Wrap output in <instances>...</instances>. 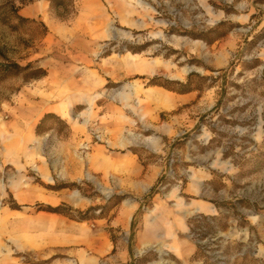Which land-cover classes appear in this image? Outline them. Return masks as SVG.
<instances>
[{
    "label": "rangeland",
    "instance_id": "1",
    "mask_svg": "<svg viewBox=\"0 0 264 264\" xmlns=\"http://www.w3.org/2000/svg\"><path fill=\"white\" fill-rule=\"evenodd\" d=\"M56 1L0 0V159H25L0 242L67 221L109 264H264V0Z\"/></svg>",
    "mask_w": 264,
    "mask_h": 264
},
{
    "label": "crops",
    "instance_id": "2",
    "mask_svg": "<svg viewBox=\"0 0 264 264\" xmlns=\"http://www.w3.org/2000/svg\"><path fill=\"white\" fill-rule=\"evenodd\" d=\"M117 143L118 145L122 146L125 143V139L121 138ZM116 159H125V157L118 156ZM24 160L25 159H0V170H4V166L6 164H22ZM26 160L28 161L29 159ZM71 193L67 194L66 198H68L70 201L77 200V198L71 196ZM134 210L135 207L126 213L127 224L130 228L132 227L131 216ZM57 218L62 220L61 217ZM2 224V220H0V226H2ZM65 225H68L69 228H74V231L72 232V230H65L62 234H57L56 230L53 229L54 232L49 234L39 232L36 233V235L31 236L29 222H27L26 225H23L21 234L17 235L16 239L14 240L16 243H13L12 246L0 242V253L9 252V250H12V247H15L17 251L28 252L30 249L36 250L34 253H37L40 259L47 260L45 264H109L113 243L111 242L107 233H98L92 231V235L90 238H88V242L85 246H82L79 243L84 242L85 237L78 235L77 231H75V225H72L70 222L65 221ZM148 227L149 229L152 228L153 223H149ZM76 243L79 245L76 246ZM8 246L10 249H8ZM59 252H64L66 255L63 258H57L56 256ZM6 256H0V264H26L23 261L19 262L16 259V261L13 262V258H8Z\"/></svg>",
    "mask_w": 264,
    "mask_h": 264
},
{
    "label": "trees",
    "instance_id": "3",
    "mask_svg": "<svg viewBox=\"0 0 264 264\" xmlns=\"http://www.w3.org/2000/svg\"><path fill=\"white\" fill-rule=\"evenodd\" d=\"M51 2L55 5V6H59L61 3L59 1H56V0H51ZM18 19H21V20H24L21 16L19 15H16ZM15 66H18V65H15ZM44 74V71L39 69L37 71H34L30 74H28L26 77L27 79H30V78H35V77H40ZM63 186H58L56 188H62ZM153 188H151L150 190V193L152 192ZM45 209L44 210H48V211H52V212H62L66 215H68L69 217L71 218H78V219H83L85 218V214L84 213H81V212H77L76 213H73L72 211H69V210H64L62 207L60 206H56V207H51V206H46L44 207Z\"/></svg>",
    "mask_w": 264,
    "mask_h": 264
},
{
    "label": "bare ground",
    "instance_id": "4",
    "mask_svg": "<svg viewBox=\"0 0 264 264\" xmlns=\"http://www.w3.org/2000/svg\"><path fill=\"white\" fill-rule=\"evenodd\" d=\"M71 196L74 197V198H77L78 197V195H77L76 192L71 193Z\"/></svg>",
    "mask_w": 264,
    "mask_h": 264
}]
</instances>
